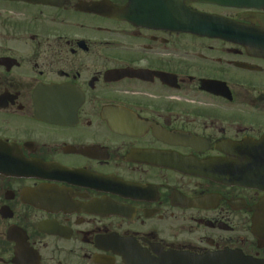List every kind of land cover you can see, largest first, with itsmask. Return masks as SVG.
Returning a JSON list of instances; mask_svg holds the SVG:
<instances>
[{
	"label": "flooded vegetation",
	"instance_id": "af4514ba",
	"mask_svg": "<svg viewBox=\"0 0 264 264\" xmlns=\"http://www.w3.org/2000/svg\"><path fill=\"white\" fill-rule=\"evenodd\" d=\"M127 2L0 1V264H264L243 183L264 187V53L135 26ZM204 11L264 33L263 11Z\"/></svg>",
	"mask_w": 264,
	"mask_h": 264
},
{
	"label": "water",
	"instance_id": "95a60500",
	"mask_svg": "<svg viewBox=\"0 0 264 264\" xmlns=\"http://www.w3.org/2000/svg\"><path fill=\"white\" fill-rule=\"evenodd\" d=\"M215 2H221L224 4H248L249 2H254L258 5H260V8H264V0H213ZM175 3L176 7L180 10L181 12V17L183 20L191 16V14L183 8L182 5V0H173ZM186 28H189L187 25H181L180 31H187Z\"/></svg>",
	"mask_w": 264,
	"mask_h": 264
},
{
	"label": "rangeland",
	"instance_id": "374dc122",
	"mask_svg": "<svg viewBox=\"0 0 264 264\" xmlns=\"http://www.w3.org/2000/svg\"><path fill=\"white\" fill-rule=\"evenodd\" d=\"M198 43V47H199V44H200V42H197ZM200 48V47H199ZM201 53H203V51H201Z\"/></svg>",
	"mask_w": 264,
	"mask_h": 264
}]
</instances>
